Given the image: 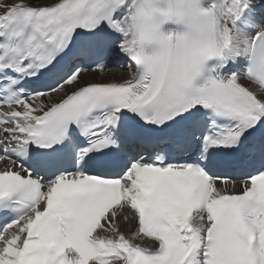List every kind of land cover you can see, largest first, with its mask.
<instances>
[{
	"label": "snow or ice",
	"instance_id": "snow-or-ice-1",
	"mask_svg": "<svg viewBox=\"0 0 264 264\" xmlns=\"http://www.w3.org/2000/svg\"><path fill=\"white\" fill-rule=\"evenodd\" d=\"M0 165V264H264V0H0Z\"/></svg>",
	"mask_w": 264,
	"mask_h": 264
},
{
	"label": "bare ground",
	"instance_id": "bare-ground-1",
	"mask_svg": "<svg viewBox=\"0 0 264 264\" xmlns=\"http://www.w3.org/2000/svg\"><path fill=\"white\" fill-rule=\"evenodd\" d=\"M13 2H14V0H13ZM119 75H120V73H118V72H110L109 75L105 79L111 80L113 78V76H119ZM84 78L85 79H92L93 75L90 73H86Z\"/></svg>",
	"mask_w": 264,
	"mask_h": 264
},
{
	"label": "rangeland",
	"instance_id": "rangeland-1",
	"mask_svg": "<svg viewBox=\"0 0 264 264\" xmlns=\"http://www.w3.org/2000/svg\"><path fill=\"white\" fill-rule=\"evenodd\" d=\"M113 72V71H112ZM109 75V74H108Z\"/></svg>",
	"mask_w": 264,
	"mask_h": 264
}]
</instances>
